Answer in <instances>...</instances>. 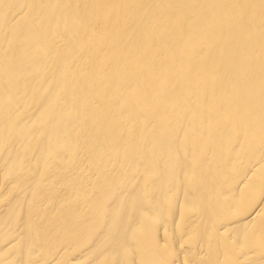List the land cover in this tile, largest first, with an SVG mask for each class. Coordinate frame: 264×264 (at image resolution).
<instances>
[{
    "label": "bare ground",
    "instance_id": "bare-ground-1",
    "mask_svg": "<svg viewBox=\"0 0 264 264\" xmlns=\"http://www.w3.org/2000/svg\"><path fill=\"white\" fill-rule=\"evenodd\" d=\"M0 264H264V0H0Z\"/></svg>",
    "mask_w": 264,
    "mask_h": 264
}]
</instances>
